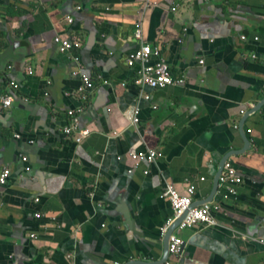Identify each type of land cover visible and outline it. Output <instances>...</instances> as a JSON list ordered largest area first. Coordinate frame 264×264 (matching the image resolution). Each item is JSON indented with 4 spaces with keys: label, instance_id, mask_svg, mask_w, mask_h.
<instances>
[{
    "label": "crops",
    "instance_id": "obj_1",
    "mask_svg": "<svg viewBox=\"0 0 264 264\" xmlns=\"http://www.w3.org/2000/svg\"><path fill=\"white\" fill-rule=\"evenodd\" d=\"M138 26L184 83L134 84L139 65L126 58ZM57 35L80 49L59 52ZM254 36H264V0H0V96L15 97L0 109V168L11 171L0 187V264L159 261L172 214L160 195L188 183L218 223L179 230L184 251L168 261L264 264V41ZM80 70L94 88L78 124L89 134L76 143L63 127L81 104ZM134 107L136 124L125 115ZM245 134L250 146L235 154ZM146 149L161 158L128 173ZM227 162L243 179L236 194L219 180L214 191Z\"/></svg>",
    "mask_w": 264,
    "mask_h": 264
},
{
    "label": "built area",
    "instance_id": "obj_2",
    "mask_svg": "<svg viewBox=\"0 0 264 264\" xmlns=\"http://www.w3.org/2000/svg\"><path fill=\"white\" fill-rule=\"evenodd\" d=\"M172 11L175 8L171 9ZM71 21V18L68 19ZM140 25V24H138ZM141 28H138L134 32V37L141 42ZM243 40H246V36H242ZM253 40L255 42L264 41V36H254ZM54 43L58 46V50L61 53H67L72 50L80 49L79 40H71L68 38H62L57 35L53 38ZM154 57V63H151V59ZM76 60V58H75ZM202 64L203 60H199ZM126 64L128 67H133L135 64L139 65L136 71V76L134 84L140 87H149L151 89L164 88L169 85H181L184 83L183 78H173L168 64L165 60L160 57L159 49L157 47H151L147 43H140L139 46L126 58ZM8 66V69H11ZM28 74H32V70H27ZM78 75L80 80V86L78 87V98L81 101L79 107L75 109H70L66 112L68 117V123L63 127V134L66 137H72L76 143H80L89 134L86 129H80L78 127L79 117L84 111L83 102L87 99L88 93H90L93 88V81L91 77L84 71H78L74 73ZM106 83V80H104ZM10 88L12 90L18 89L16 82H10ZM9 94V95H8ZM4 96H0V109L6 110L11 107L13 103V96L8 93ZM148 99V96L144 97ZM79 101V102H80ZM244 111H242L243 113ZM126 118L132 123L136 124L138 122V108L134 107L129 112L125 113ZM15 138H19V135H14ZM32 142V141H31ZM135 163L132 168L128 169V173H132L141 163L152 164L157 159L161 158V154L154 149H146L145 151L138 152L135 156ZM21 161L26 164V156L21 157ZM25 172L30 171L29 166H25ZM147 174V171H144ZM11 176V171L7 167L0 168V187L7 184ZM219 182L221 185L226 186L229 193L236 194L237 186L241 185L243 179L238 175L236 169L231 162H227L225 165L224 173L220 176ZM197 188L194 183H188L186 193L182 194L178 192L172 185L166 184L165 189L161 193V198L168 200L171 208V213L163 225L159 229L160 236L167 233L169 228L181 217L185 215L182 221L177 225L176 230L170 236L169 239V253L173 257H179L184 251V240L178 235V231H182L188 228H193L197 225L204 226H215L218 220L213 215L212 206L209 204H203L201 206L191 207L194 204V195L196 194ZM38 199L35 198V201ZM40 214L36 213L35 218H39ZM34 235H31V237ZM113 264H119L113 262ZM164 264H174L172 261H166Z\"/></svg>",
    "mask_w": 264,
    "mask_h": 264
},
{
    "label": "water",
    "instance_id": "obj_3",
    "mask_svg": "<svg viewBox=\"0 0 264 264\" xmlns=\"http://www.w3.org/2000/svg\"><path fill=\"white\" fill-rule=\"evenodd\" d=\"M11 94H12V96H13V101H14V94H13V92H10ZM12 106V105H11ZM260 108V106H258L257 108H256V110H258ZM15 135H19V134H15ZM15 138V137H14ZM15 139H19V138H15ZM244 140H245V146H244V148L242 149V150H240V151H237L235 154H242V153H244V152H246V150L248 149L247 147H249L250 146V141H249V139H248V137L246 136V134H245V136H244ZM223 163H225V162H223ZM223 165L224 164H222V166H220V170H219V172H218V174L216 175V177H215V181H214V191H216L217 190V188H218V180H219V177H220V174H221V172H222V168H223ZM208 202H210V200L208 201ZM192 208L193 207H196V205L195 204H193L192 206H191ZM185 217V215L183 216V217H181L180 219H178L170 228H169V230L167 231V233L165 234V235H163V236H160V234L158 235V237L160 238V239H163V256H162V258L159 260V261H154V262H149V263H147V262H141V261H133V262H127V264H163V263H165L166 261H168V258H169V254H168V251H169V239H170V236L172 235V233L174 232V230H175V228H176V226L182 221V219Z\"/></svg>",
    "mask_w": 264,
    "mask_h": 264
}]
</instances>
